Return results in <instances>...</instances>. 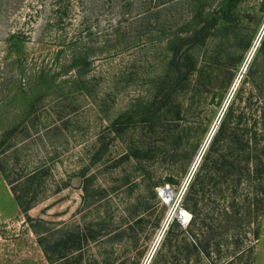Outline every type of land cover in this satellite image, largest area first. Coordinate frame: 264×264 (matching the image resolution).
I'll use <instances>...</instances> for the list:
<instances>
[{"label": "rangeland", "instance_id": "374dc122", "mask_svg": "<svg viewBox=\"0 0 264 264\" xmlns=\"http://www.w3.org/2000/svg\"><path fill=\"white\" fill-rule=\"evenodd\" d=\"M202 3L0 0V264H264V167L212 171L261 132L264 0L193 43Z\"/></svg>", "mask_w": 264, "mask_h": 264}, {"label": "trees", "instance_id": "16d2710c", "mask_svg": "<svg viewBox=\"0 0 264 264\" xmlns=\"http://www.w3.org/2000/svg\"><path fill=\"white\" fill-rule=\"evenodd\" d=\"M211 1L214 5L213 7L210 5L203 9L202 3L198 11L193 14L195 18L201 17V19H199L201 21L200 24L193 30V34L191 37V42L193 43H197L200 40H205L214 26L223 24L231 25V23L233 22V11L238 0ZM188 55L190 68H192L196 63L195 57L192 53ZM233 112V105H231L221 123L219 130L215 135V138L211 142V147H213L215 143H217V141L221 139V136L224 135L227 128H231L230 118ZM246 114L247 113L245 111H241L239 113L237 125L232 127V135L228 140V150L227 152L218 154V156L213 159L212 171L219 169L231 172L237 167L238 164L245 163V172L248 171L250 175L253 172L258 173L259 171H261L262 167H264V114L260 117V120L256 119V121H258L260 124L261 131L260 133H258V135L257 131L253 134L252 130H249V124L244 122V118L247 117ZM244 153H247V158H243ZM209 156L210 155H207L204 158L196 178H199V176L201 175V170L204 166V162L209 160ZM194 187L195 183L192 182L189 188V192H192ZM190 223L196 230H198L199 226H201L202 224L201 221L197 220L195 213L193 214ZM200 237H203V234H200V236L194 240L197 247H201Z\"/></svg>", "mask_w": 264, "mask_h": 264}, {"label": "water", "instance_id": "95a60500", "mask_svg": "<svg viewBox=\"0 0 264 264\" xmlns=\"http://www.w3.org/2000/svg\"><path fill=\"white\" fill-rule=\"evenodd\" d=\"M166 189V188H165ZM165 189H163V190H165ZM168 189V188H167Z\"/></svg>", "mask_w": 264, "mask_h": 264}]
</instances>
